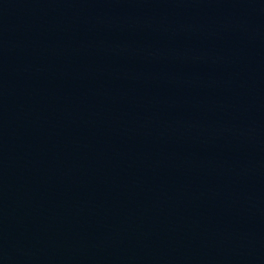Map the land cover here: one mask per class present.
<instances>
[{"label":"water","instance_id":"1","mask_svg":"<svg viewBox=\"0 0 264 264\" xmlns=\"http://www.w3.org/2000/svg\"><path fill=\"white\" fill-rule=\"evenodd\" d=\"M0 264H264V0H0Z\"/></svg>","mask_w":264,"mask_h":264}]
</instances>
